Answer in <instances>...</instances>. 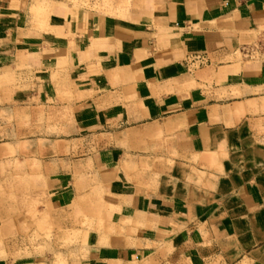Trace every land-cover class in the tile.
<instances>
[{
    "label": "crops",
    "instance_id": "1",
    "mask_svg": "<svg viewBox=\"0 0 264 264\" xmlns=\"http://www.w3.org/2000/svg\"><path fill=\"white\" fill-rule=\"evenodd\" d=\"M0 76V164L28 162L46 195L25 219L0 203V264H52L17 255L40 220L82 230L83 190L102 223L67 264H264V0H132L123 18L0 0ZM49 109L60 139L36 134Z\"/></svg>",
    "mask_w": 264,
    "mask_h": 264
},
{
    "label": "rangeland",
    "instance_id": "2",
    "mask_svg": "<svg viewBox=\"0 0 264 264\" xmlns=\"http://www.w3.org/2000/svg\"><path fill=\"white\" fill-rule=\"evenodd\" d=\"M70 2L74 7L91 10L104 16L112 15L123 18L125 17L126 11H128L132 0H70ZM10 81L11 78L7 76H0V85L7 84ZM41 114L43 116L39 121H36L35 124L36 134L39 131L43 133L45 129V132L50 135L52 140L62 138L64 133H66L67 126L70 123L67 112L59 109H49L43 111ZM3 117L4 120L7 118L6 120L8 124H10V114L4 112ZM56 142H58V140ZM100 144H102L100 138H88L79 142V145L72 144L71 149L72 151H78V149L81 148V152L83 154L82 156L85 157L90 156L91 153L89 151L96 150ZM27 163L28 162L23 163L16 161V159L11 160L9 157L7 158L4 156L3 162L0 164V203L4 205V209L8 214L11 210L19 209V214H24V219L28 214V210H30V215L34 214L33 208L37 207V205H42L44 198H46L44 191L39 188L42 180L41 173H16L17 170H26L25 167ZM28 165L33 167L36 171L40 169V164L37 163V161L30 162ZM90 165L91 159H84L83 166H88V170H90ZM89 176H91L90 173L78 174L77 180L74 179V181L80 183ZM82 192V197H78V199L80 198L81 200V207H78V211L76 213L77 216L84 219L83 222L79 223L82 230H67L66 234L59 238L54 235L55 227L52 224L49 226L47 225V227L44 228L43 223L40 220L36 223L37 237H31L29 239L25 238L23 240V250L25 252L18 254L17 256L23 257L37 255L42 258L43 251L49 250L51 253L50 260L52 261V264H67L68 260L73 257L74 249L78 248V245H85V231L102 223L101 221L92 222L89 219L91 204L97 203V201H93L94 198L90 193L86 194V191L84 190ZM94 208L96 209V213H99L98 215L100 217V212H97V209L99 210V206L95 205ZM44 229H46V232H44ZM29 249L33 252H29Z\"/></svg>",
    "mask_w": 264,
    "mask_h": 264
},
{
    "label": "built area",
    "instance_id": "3",
    "mask_svg": "<svg viewBox=\"0 0 264 264\" xmlns=\"http://www.w3.org/2000/svg\"><path fill=\"white\" fill-rule=\"evenodd\" d=\"M246 52H248V51H246Z\"/></svg>",
    "mask_w": 264,
    "mask_h": 264
}]
</instances>
